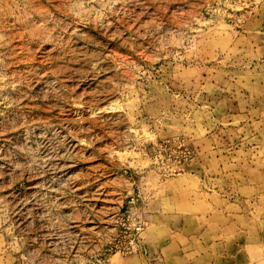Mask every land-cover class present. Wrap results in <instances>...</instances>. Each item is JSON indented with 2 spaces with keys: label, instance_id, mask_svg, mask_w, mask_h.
<instances>
[{
  "label": "rangeland",
  "instance_id": "obj_1",
  "mask_svg": "<svg viewBox=\"0 0 264 264\" xmlns=\"http://www.w3.org/2000/svg\"><path fill=\"white\" fill-rule=\"evenodd\" d=\"M142 181L264 216V0H0V264H98Z\"/></svg>",
  "mask_w": 264,
  "mask_h": 264
},
{
  "label": "crops",
  "instance_id": "obj_2",
  "mask_svg": "<svg viewBox=\"0 0 264 264\" xmlns=\"http://www.w3.org/2000/svg\"><path fill=\"white\" fill-rule=\"evenodd\" d=\"M144 184L145 182L142 181L143 190L139 192V206L136 209L140 215L150 221L151 227L149 226L148 231L142 234L140 252L132 257H119L116 262L111 256L103 264H264V216H261L258 211L251 210L247 215L242 213L237 216V224L233 228L228 225L227 206L226 209L220 207V210L215 209L207 213L204 216L212 218L217 211L221 217L218 224L210 223V219L209 224L202 227L203 237L208 233H216L218 236L214 238L209 236L210 240H205L199 246L194 235L197 231L196 226L189 224L190 220L199 216L194 212L187 215L179 212L173 213L171 216L178 217L179 220L174 221L173 225L168 228V225H164L170 235L157 236L159 228L162 227L158 221L163 219L160 212L163 199L155 198V194L143 187ZM136 185L140 191V184ZM152 207L157 209L153 210ZM152 217L157 224L151 225ZM222 218L225 219L224 223ZM153 232L156 234L152 235ZM246 232L253 233L250 244L245 243L244 234ZM160 245H162L161 248L158 247ZM142 249L146 251L144 254H140Z\"/></svg>",
  "mask_w": 264,
  "mask_h": 264
},
{
  "label": "built area",
  "instance_id": "obj_3",
  "mask_svg": "<svg viewBox=\"0 0 264 264\" xmlns=\"http://www.w3.org/2000/svg\"><path fill=\"white\" fill-rule=\"evenodd\" d=\"M178 153L179 160H189L193 151L189 148H181ZM135 182H131L133 187ZM133 189L128 192L129 203H134L135 196ZM114 225V232L104 245V253L97 259L98 264H103L114 254L134 255L141 250V238L143 232L149 226V220L135 212L133 209H126L119 213Z\"/></svg>",
  "mask_w": 264,
  "mask_h": 264
}]
</instances>
